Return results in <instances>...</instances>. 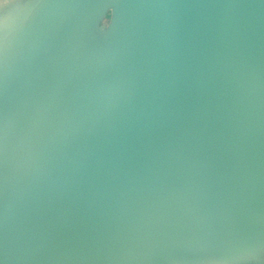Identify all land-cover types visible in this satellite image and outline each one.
I'll return each mask as SVG.
<instances>
[{
  "label": "water",
  "instance_id": "1",
  "mask_svg": "<svg viewBox=\"0 0 264 264\" xmlns=\"http://www.w3.org/2000/svg\"><path fill=\"white\" fill-rule=\"evenodd\" d=\"M0 264H264V0H0Z\"/></svg>",
  "mask_w": 264,
  "mask_h": 264
}]
</instances>
